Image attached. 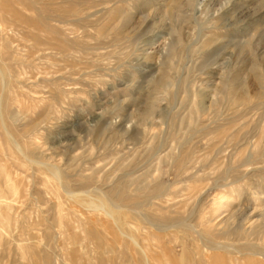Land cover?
<instances>
[{
	"label": "rangeland",
	"instance_id": "rangeland-1",
	"mask_svg": "<svg viewBox=\"0 0 264 264\" xmlns=\"http://www.w3.org/2000/svg\"><path fill=\"white\" fill-rule=\"evenodd\" d=\"M258 68L264 0H0V264H201L187 226L264 227Z\"/></svg>",
	"mask_w": 264,
	"mask_h": 264
},
{
	"label": "bare ground",
	"instance_id": "bare-ground-1",
	"mask_svg": "<svg viewBox=\"0 0 264 264\" xmlns=\"http://www.w3.org/2000/svg\"><path fill=\"white\" fill-rule=\"evenodd\" d=\"M177 3V2H176ZM179 3V1H178ZM19 4V3H18ZM177 5V4H176ZM105 10V9H104ZM249 47V46H248ZM256 68V67H255ZM23 69V68H22ZM257 75L256 78L258 79L259 82H263L264 81V73L258 68L254 70ZM16 77V76H15ZM165 79V75H162L160 77V81H163ZM9 83V82H8ZM235 83H236V79L235 76L232 78L231 82L225 86V89L227 91L228 95H233L234 91H235ZM22 88V87H21ZM11 89V88H10ZM11 91V90H10ZM261 95V94H260ZM258 95V98H260L261 96ZM256 96V95H255ZM260 96V97H259ZM7 99V97H6ZM8 101V100H7ZM1 105V104H0ZM149 112V111H148ZM25 134V133H24ZM10 135V134H9ZM12 139V143L14 144V146L18 149V150H22L23 148L27 149L30 144L29 141L26 140V138L24 136L19 137V139L16 136H11ZM11 141V140H9ZM21 141V143H20ZM32 145V144H31ZM31 150V149H30ZM29 151V150H28ZM26 150V152H28ZM36 153V152H35ZM22 154V153H21ZM29 154V153H28ZM21 156V155H20ZM32 156V155H31ZM22 157V156H21ZM26 157V156H25ZM186 158V157H185ZM24 159V158H23ZM182 160V159H181ZM27 162V161H26ZM181 164V163H180ZM237 173V172H235ZM9 178V177H6ZM12 178V177H11ZM20 179V178H19ZM5 180V179H4ZM12 181H9V183H11ZM7 183V181H6ZM8 188V186H7ZM19 190V189H18ZM13 191V190H12ZM11 191V192H12ZM119 192V191H118ZM194 192V191H193ZM19 193V192H18ZM120 193V192H119ZM195 194V192H194ZM197 194V192H196ZM200 194V193H199ZM115 196V195H114ZM222 196V195H221ZM220 196V197H221ZM218 197V198H220ZM16 198V197H14ZM222 199L225 198V196L221 197ZM221 198L219 200H221ZM228 198V197H227ZM17 199V198H16ZM123 199V198H122ZM3 201V200H2ZM218 201V200H217ZM228 201V200H227ZM106 202V201H105ZM218 205H217V210L213 209V213L215 214V211H219V204L220 201H218ZM225 202V200H224ZM90 203V202H89ZM107 203V202H106ZM115 203V202H114ZM216 204V203H214ZM225 204V203H224ZM223 205V204H222ZM100 206V205H99ZM89 207V206H88ZM116 207V205L114 206ZM216 207V206H214ZM104 209V208H103ZM107 209V208H106ZM114 209V208H113ZM212 210V209H211ZM213 214V215H214ZM212 215V216H213ZM211 216V214H210ZM2 217V216H0ZM209 217V216H208ZM215 217V216H214ZM206 219V218H204ZM210 220V219H209ZM212 220V219H211ZM210 220V221H211ZM1 222V221H0ZM204 222V221H203ZM209 223V221H207ZM234 223V222H233ZM233 223L227 222L224 224L223 230L221 232V236H224L225 239L228 237H234L233 238V242H221V240H215V241H211V242H205L206 239H204L205 235L204 233L206 232H202L201 229L196 230L197 227L195 228V226L193 225H189L187 226L188 229H192L196 232V234H198L197 236L200 237V239H202V245L205 247V249L207 250V253L205 255L204 258V262L201 264H264V252L260 251L259 249L255 248L254 243L253 245L250 244L249 242H247V239H249V236L255 232L257 234H260L261 238L264 237V227H257L258 225H254L252 223H250L249 226H244V225H233ZM255 223V222H254ZM4 224V223H2ZM174 224V223H173ZM200 224V223H199ZM198 224V225H199ZM211 224V222H210ZM216 223H214L215 225ZM220 224V223H219ZM252 224V225H251ZM258 224V223H257ZM196 225V224H195ZM209 225V224H208ZM207 225V226H208ZM261 225V224H260ZM197 226V225H196ZM213 226V225H212ZM220 226V225H219ZM4 227V226H3ZM257 227V228H256ZM202 228V227H201ZM4 229V228H3ZM215 229V228H213ZM258 229V230H257ZM204 230V229H203ZM221 230V229H220ZM1 231V230H0ZM258 231V232H257ZM120 232V231H119ZM217 233V232H216ZM219 236V237H221ZM259 236V235H258ZM180 237V236H179ZM211 237V236H210ZM209 237V238H210ZM230 237V239H232ZM129 239V238H128ZM229 239V240H230ZM260 239V238H259ZM235 241H239V244H235ZM243 240V241H242ZM97 241L98 244L101 245L102 243V238L101 237H97ZM232 241V240H231ZM264 241V240H263ZM259 244V243H258ZM36 245V244H35ZM202 246V247H203ZM204 250V248H203ZM254 258L252 260H246V258ZM193 258V257H192ZM175 259V258H174ZM174 259H170V264H179L178 261L174 260ZM195 259V258H194ZM35 262V261H34ZM182 264V263H181ZM190 264V263H187Z\"/></svg>",
	"mask_w": 264,
	"mask_h": 264
}]
</instances>
